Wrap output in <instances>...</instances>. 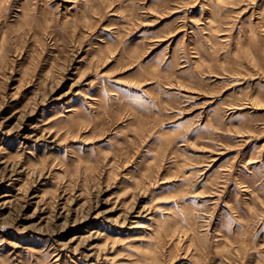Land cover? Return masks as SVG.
I'll return each instance as SVG.
<instances>
[{"label": "rangeland", "instance_id": "obj_1", "mask_svg": "<svg viewBox=\"0 0 264 264\" xmlns=\"http://www.w3.org/2000/svg\"><path fill=\"white\" fill-rule=\"evenodd\" d=\"M0 264H264V0H0Z\"/></svg>", "mask_w": 264, "mask_h": 264}]
</instances>
